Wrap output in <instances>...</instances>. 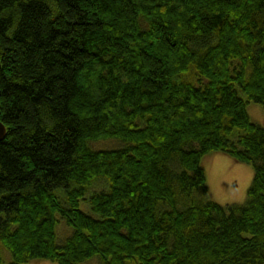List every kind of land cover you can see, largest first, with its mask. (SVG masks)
I'll return each mask as SVG.
<instances>
[{"label":"trees","instance_id":"trees-1","mask_svg":"<svg viewBox=\"0 0 264 264\" xmlns=\"http://www.w3.org/2000/svg\"><path fill=\"white\" fill-rule=\"evenodd\" d=\"M251 102L264 0H0V264H264ZM212 152L252 164L245 203L208 197Z\"/></svg>","mask_w":264,"mask_h":264},{"label":"rangeland","instance_id":"rangeland-1","mask_svg":"<svg viewBox=\"0 0 264 264\" xmlns=\"http://www.w3.org/2000/svg\"><path fill=\"white\" fill-rule=\"evenodd\" d=\"M248 111L254 121L260 124L264 123V108L262 105L251 102L248 104ZM95 145L92 146L94 149H113L120 147L122 143L116 139H108L102 140ZM202 163L207 172L208 197L210 199L223 205L245 203L254 174L252 164L238 162L220 152H212L206 155ZM102 183L96 184L95 187H103L104 184ZM80 207L84 211L91 213L89 204L84 200H82ZM56 231L60 242L72 233L73 227L68 226L65 221L61 220L57 224ZM2 255L5 264L12 260L11 252L5 247H2ZM25 264L53 263L46 259H35ZM80 264H100V261L95 256Z\"/></svg>","mask_w":264,"mask_h":264},{"label":"water","instance_id":"water-1","mask_svg":"<svg viewBox=\"0 0 264 264\" xmlns=\"http://www.w3.org/2000/svg\"><path fill=\"white\" fill-rule=\"evenodd\" d=\"M0 114H1V105H0ZM7 135V127L5 123L0 119V140H3Z\"/></svg>","mask_w":264,"mask_h":264}]
</instances>
